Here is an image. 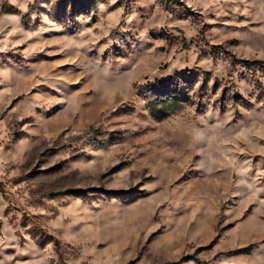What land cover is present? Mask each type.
Returning a JSON list of instances; mask_svg holds the SVG:
<instances>
[{"label": "rangeland", "instance_id": "rangeland-1", "mask_svg": "<svg viewBox=\"0 0 264 264\" xmlns=\"http://www.w3.org/2000/svg\"><path fill=\"white\" fill-rule=\"evenodd\" d=\"M0 264H264V0H0Z\"/></svg>", "mask_w": 264, "mask_h": 264}]
</instances>
